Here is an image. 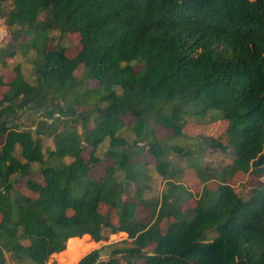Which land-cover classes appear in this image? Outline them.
I'll list each match as a JSON object with an SVG mask.
<instances>
[{"label":"trees","instance_id":"16d2710c","mask_svg":"<svg viewBox=\"0 0 264 264\" xmlns=\"http://www.w3.org/2000/svg\"><path fill=\"white\" fill-rule=\"evenodd\" d=\"M6 1L0 16L28 35L19 44L35 51L39 71L32 83L16 65L0 98V264L5 253L47 264L72 238L99 242L118 232L129 248L106 260L93 249L76 264H118L120 252L126 264H264V0H12L9 10ZM52 30L77 33L80 49H49ZM12 47L0 51L2 67ZM28 103H48L46 117L58 113L49 130L46 120L35 128L52 133L53 147L8 118ZM219 121L227 122L224 137L185 132L188 123ZM159 128L170 136L159 138ZM122 130L134 134L131 143ZM206 150L230 161L203 162ZM170 153L195 172L199 192L181 182ZM149 156L166 180L158 197L146 196ZM103 158L112 161L95 177ZM33 163L41 181L30 177ZM238 173L260 178L247 195L228 182ZM23 179L28 193L15 187Z\"/></svg>","mask_w":264,"mask_h":264},{"label":"rangeland","instance_id":"374dc122","mask_svg":"<svg viewBox=\"0 0 264 264\" xmlns=\"http://www.w3.org/2000/svg\"><path fill=\"white\" fill-rule=\"evenodd\" d=\"M12 0H7L3 5L6 10H9L12 6ZM39 19L45 18V13H41L38 15ZM18 26H12L7 27L4 23V18L0 16V51L5 48L7 45H12L13 47L10 48V50L14 51V55L11 58L5 57V60L7 62L5 67L1 66L0 62V76L3 77L4 82L6 85L0 86V98L3 94V92L8 88V83L12 78L14 77L15 73L13 68L16 65L20 66V69L23 73V76L26 80L30 82H35L37 80L38 71L36 65L33 64V60L35 59V51L32 49H27L25 46H21L19 43L23 42L26 43L28 40V35L25 33H18L16 35ZM16 35V37H15ZM49 37L52 39V42L49 45V49H52L54 47V44H60L65 46L66 53L69 56L74 55L79 49H80V43H79V35L77 33L70 34L69 36H61L58 30H52L48 33ZM9 50V51H10ZM1 57V54H0ZM4 57V56H3ZM2 57V59H3ZM136 67V66H135ZM138 68V67H136ZM83 72V67H78L74 74L76 76H80ZM91 85H94V81H86L84 83V87H89ZM48 107L49 110H51L50 105L48 103H44L43 105L39 106L40 111L39 114H34L33 116L29 115L28 112H31V109L27 107H23L22 109H14V112L8 111L9 117L8 118H15V122L19 125L21 128H27L33 130V136L39 137L42 140L44 147H53V138L52 133H35V128L38 126V122L40 120L45 121V125L48 127L47 130L52 128V124L56 120L53 115L57 116L58 113H54L52 117L45 115L44 108ZM36 111V110H34ZM31 114V113H30ZM66 116H61L60 118L64 119ZM125 121L129 123L131 121V116L125 115L124 116ZM77 125V130L79 132H82V126L79 125V120L77 119L75 121ZM51 124V125H50ZM93 122H89L88 126H92ZM227 125V122L225 121H219L215 123H208L206 125H198L196 123H188L185 127V132L188 136L194 137L196 134L204 133L207 136H225V127ZM60 128V127H59ZM171 131L167 129H161L159 128L157 131V135L159 138H164L170 136ZM122 135L126 137L128 140V143H131V141L134 139V134L122 130ZM173 142V140L171 141ZM196 140H191V144H194L193 147L196 148L198 144H196ZM1 143V142H0ZM108 142L102 143L98 149L97 154L98 156L103 155L105 150L108 147ZM84 157H87V151L83 153ZM203 156V162H209L213 165H220L224 164L226 162H229V157L226 154L218 153V152H209L206 150L202 153ZM169 158L171 161L179 168L180 167V173L182 174L181 182L193 193L196 194L199 192L202 188V184L199 181V179L196 177L195 172L191 169L186 167L187 162L185 159H182L180 156H178L175 153H170ZM66 161H69L70 158H66ZM149 165H148V175L150 179L148 180L149 184V190L146 193L147 197H158L160 196L161 192L166 188V180L162 178V176L154 169V159L149 156ZM110 158H103L102 162L96 165V167L92 171V175L95 177H98L99 175L103 174V166L108 165L111 163ZM38 164L33 163L32 164V172L30 174V177L33 179L40 180V176L37 172ZM42 180V179H41ZM40 180V181H41ZM260 178L256 177L255 175L249 174V173H238L234 175L233 177L228 178V182L233 186L235 191H237L239 194L247 195L249 193V190L255 186ZM211 188H214L217 184L215 181H211L208 183ZM15 187L19 189L21 192L28 193V190L25 187V180H20L15 184ZM195 204V196H193L190 200L183 203V208L191 207ZM100 210L102 212H109L111 215V219L113 221L116 220L115 213L112 209H109L106 205H101ZM139 217L145 216L142 214V212H139ZM163 226L167 225V221H163ZM215 235L214 232H210L207 234V238L210 239ZM131 246V240L127 237L126 233H115V234H108L106 235L104 240H101L99 242L92 241L89 236L83 239H78L71 243L70 247L68 246L67 249L61 253H54L52 256L49 257L47 264H51L54 262V264H76L77 261L85 255L87 252L98 249L99 250V260H106L112 257V251L115 250H122L124 248H129ZM115 259L118 261V264H126L129 262L130 259L127 258L126 254L123 252L117 253L115 256ZM6 258V264H19V262L14 258L13 255L9 253H5ZM138 263H140V260H136ZM95 264H99L98 262Z\"/></svg>","mask_w":264,"mask_h":264},{"label":"crops","instance_id":"0c3cea01","mask_svg":"<svg viewBox=\"0 0 264 264\" xmlns=\"http://www.w3.org/2000/svg\"><path fill=\"white\" fill-rule=\"evenodd\" d=\"M36 107H35V106ZM23 107H27V104L26 105H24ZM22 107V108H23ZM27 108H29V109H31V112H28L29 113V115H31V116H33V118H34V114H39V111H40V108H39V106H37L35 103H28V107ZM34 110H36V111H34ZM31 113V114H30ZM58 115V114H57ZM44 120H46V119H44ZM125 233V232H124Z\"/></svg>","mask_w":264,"mask_h":264},{"label":"bare ground","instance_id":"6f19581e","mask_svg":"<svg viewBox=\"0 0 264 264\" xmlns=\"http://www.w3.org/2000/svg\"><path fill=\"white\" fill-rule=\"evenodd\" d=\"M118 233H124V232H118ZM86 237H88V235L84 234V235H82V236L79 237V238H72V239L68 240V246L70 247V245H71L72 242H74V241H76V240H78V239L86 238ZM53 254H54V253H52V255H53ZM52 255H51V256H52Z\"/></svg>","mask_w":264,"mask_h":264}]
</instances>
